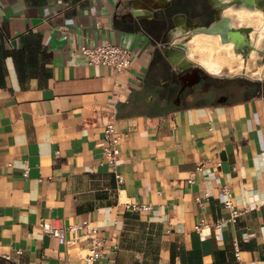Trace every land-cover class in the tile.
Wrapping results in <instances>:
<instances>
[{
    "label": "crops",
    "instance_id": "crops-1",
    "mask_svg": "<svg viewBox=\"0 0 264 264\" xmlns=\"http://www.w3.org/2000/svg\"><path fill=\"white\" fill-rule=\"evenodd\" d=\"M228 1L0 0V264H84L91 225L107 239L96 264H264V89L174 101L153 67L157 53L171 70L191 66L178 36ZM103 38L136 47L132 66L89 63L80 46ZM100 112L122 132L115 167ZM224 185L235 206L256 207L218 227ZM42 218L82 226L60 242Z\"/></svg>",
    "mask_w": 264,
    "mask_h": 264
},
{
    "label": "flooded vegetation",
    "instance_id": "flooded-vegetation-1",
    "mask_svg": "<svg viewBox=\"0 0 264 264\" xmlns=\"http://www.w3.org/2000/svg\"><path fill=\"white\" fill-rule=\"evenodd\" d=\"M264 1H260V4H249L244 0H232L219 4V6L204 5L201 9V18L192 19L188 26L189 39L197 30L196 26H204L206 32L218 33L221 38H224V34L228 37V41L235 43V50L241 53L246 58L250 57L252 53L260 55V61L264 60V40L261 45L254 42L257 41L258 34L262 28H256L254 22L245 23L248 18L239 17L238 10L247 9L256 14L259 11L264 13V9L261 7ZM233 8V13H227V10ZM239 19L240 23L234 21L233 16ZM256 15H254L255 17ZM253 17V19H254ZM255 20V19H254ZM257 25V24H256ZM196 27V28H195ZM254 30V31H253ZM232 37L239 39L243 37V40L239 42L234 41ZM264 62V61H263ZM153 67H156L157 73H162V76L166 78L165 85L167 88L162 89L160 92L162 96L171 94L174 101H186L190 98H203L212 100H228L234 97L239 91L242 95H251L256 88L264 89V76H259V80H244V79H218L210 71H206L200 66L191 65L185 69L174 71L169 69L166 61L161 55H156L153 63ZM200 72V79L197 82H192L191 79H186L184 75L187 72H192L195 69ZM237 68V67H236ZM232 70V69H231ZM219 72V71H217ZM212 72V73H217ZM263 73V71L261 72ZM239 88V89H238Z\"/></svg>",
    "mask_w": 264,
    "mask_h": 264
},
{
    "label": "built area",
    "instance_id": "built-area-1",
    "mask_svg": "<svg viewBox=\"0 0 264 264\" xmlns=\"http://www.w3.org/2000/svg\"><path fill=\"white\" fill-rule=\"evenodd\" d=\"M82 53L84 54L86 60L89 63H102L110 66L116 72H122L127 68L131 67L134 58L137 54V48L128 43H122L119 41L112 40L110 38H103L100 42L95 44H82L80 46ZM100 117L104 123V139L105 144L103 145L104 151L109 157L110 162L115 167L121 153V140H122V132L116 127L115 117L113 115H107L100 112ZM212 129V127H210ZM56 153H60V148L56 150ZM215 161V164L220 166L222 164V159L220 157L212 158ZM205 162H202L197 169H202ZM194 171H191L189 175V181H194ZM116 177L121 184L124 181L123 175L116 170ZM223 190L227 193V198L225 200L226 205L230 209V214L227 217H221L216 222H214L215 226H224L230 222H235L240 214L248 209L256 207V202H251L243 209L238 208L232 201V191L227 186H223ZM208 196V192H206ZM197 200L200 203H203L202 196L198 195ZM133 209L136 210H148L154 208L151 202H143V201H133L129 204ZM43 228L55 235L58 236L60 242L68 241L66 231L68 229L76 230L81 227V224H71L69 226H63L60 224H52L50 221L42 218L40 222ZM210 222L207 220L205 216H201L199 220L195 223V228L199 232L204 234V228L209 225ZM78 236H75V239ZM85 243L88 246V251L83 254V263L84 264H96V261L103 254H107L106 252H102L97 249V247L102 246L106 242V237L99 234V227L97 225H91L88 227V231L85 233L84 238ZM118 244H115L112 249L110 256L112 258L116 257ZM236 253L240 256V248L236 242ZM5 257L10 258L9 254H5ZM23 264H37V263H23Z\"/></svg>",
    "mask_w": 264,
    "mask_h": 264
},
{
    "label": "bare ground",
    "instance_id": "bare-ground-1",
    "mask_svg": "<svg viewBox=\"0 0 264 264\" xmlns=\"http://www.w3.org/2000/svg\"><path fill=\"white\" fill-rule=\"evenodd\" d=\"M233 12V8L227 10V13ZM237 12L239 17L249 18V21L252 19L250 22L258 24L264 21V13L261 11L254 14L243 8ZM254 15L258 17L257 20L253 19ZM196 27L200 30L196 31L188 40V59H197L199 64L210 72H220L223 66H228L230 69H233L236 65H238V69L243 67V56L235 50V43L233 41H228V38H221V35L218 33L206 32L204 31L206 29L200 26ZM241 39L243 40V37ZM233 40L239 43L242 41L240 39L236 40V38Z\"/></svg>",
    "mask_w": 264,
    "mask_h": 264
},
{
    "label": "rangeland",
    "instance_id": "rangeland-1",
    "mask_svg": "<svg viewBox=\"0 0 264 264\" xmlns=\"http://www.w3.org/2000/svg\"><path fill=\"white\" fill-rule=\"evenodd\" d=\"M235 19H233L235 22V24L239 21V19L236 18L235 14H233V16ZM249 19V18H248ZM245 20V23H251L250 21L252 19L249 20ZM254 19H258L257 16L254 17ZM244 22H240V23H244ZM256 28H262L258 34V39L257 41H255V37H254V42L258 45H261L263 40H264V21L259 22L257 25L255 24ZM200 29H197L196 31H198ZM195 31V32H196ZM254 31V30H253ZM189 33H185V34H180L178 37H182V39L180 40L181 42H179L180 45H182L185 49L184 54L187 56L186 57V61L191 60L188 59V51H189V45H188V40H189ZM159 52V51H158ZM254 54V55H253ZM156 55H161L160 53H157ZM198 58V56H197ZM243 67L238 69V65H236L232 70L228 67V66H223L222 70H220V72L217 73H212L216 78L218 79H244V80H259V76H264V60L260 61V55L255 53H252V55L248 58H246L243 55ZM191 65H195V66H200L201 68L203 66H201L198 62L197 59H192L191 60ZM239 62V60H238ZM237 67V68H236ZM204 70H206L203 67ZM207 71V70H206ZM263 71V73H261Z\"/></svg>",
    "mask_w": 264,
    "mask_h": 264
},
{
    "label": "water",
    "instance_id": "water-1",
    "mask_svg": "<svg viewBox=\"0 0 264 264\" xmlns=\"http://www.w3.org/2000/svg\"><path fill=\"white\" fill-rule=\"evenodd\" d=\"M244 1H247L249 4H255L256 3V4L259 5L260 4V1H264V0H244ZM261 7L264 9V4ZM201 28H207V27L201 26ZM224 38L226 39L228 37L224 34ZM232 38L235 39V37H232ZM239 39L242 40L241 37ZM236 40H238V39L236 38ZM178 47H180V46H178ZM166 49H167V47H166ZM186 65H191V63L186 64ZM199 79H200V73L198 75V78H196L193 82H197V81H199Z\"/></svg>",
    "mask_w": 264,
    "mask_h": 264
}]
</instances>
